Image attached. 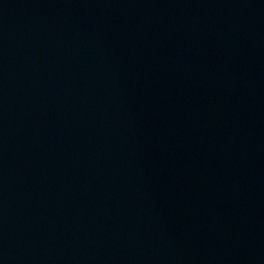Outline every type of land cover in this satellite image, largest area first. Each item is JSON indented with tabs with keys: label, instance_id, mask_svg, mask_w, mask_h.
Returning <instances> with one entry per match:
<instances>
[{
	"label": "water",
	"instance_id": "1",
	"mask_svg": "<svg viewBox=\"0 0 264 264\" xmlns=\"http://www.w3.org/2000/svg\"><path fill=\"white\" fill-rule=\"evenodd\" d=\"M0 264H264V0H0Z\"/></svg>",
	"mask_w": 264,
	"mask_h": 264
}]
</instances>
